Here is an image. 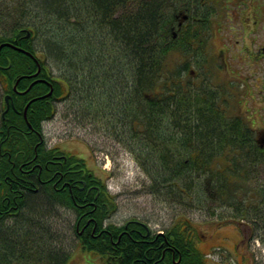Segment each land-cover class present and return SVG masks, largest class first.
<instances>
[{
  "label": "trees",
  "instance_id": "trees-1",
  "mask_svg": "<svg viewBox=\"0 0 264 264\" xmlns=\"http://www.w3.org/2000/svg\"><path fill=\"white\" fill-rule=\"evenodd\" d=\"M3 1L0 44L14 43L34 57L0 48V264H66L62 234L42 219L58 206L75 212L77 241L103 264H209L187 220L162 232L134 219L104 224L114 195L82 158L46 147L42 123L54 115V101L91 95L99 77L102 105L93 114L109 109L134 134L158 163L157 181H174L179 196L192 202L233 206L250 221L251 235L264 230V178L258 175L264 136L227 114L224 92L202 80L194 84L200 76H192L187 62L196 54L207 57L211 23L204 0ZM179 5L191 13L180 24ZM171 54L184 60L172 67ZM35 60L37 77L53 88L47 97L36 98L50 89L43 81L18 92L34 79L27 75L37 70ZM51 62L59 76L52 75Z\"/></svg>",
  "mask_w": 264,
  "mask_h": 264
},
{
  "label": "rangeland",
  "instance_id": "rangeland-1",
  "mask_svg": "<svg viewBox=\"0 0 264 264\" xmlns=\"http://www.w3.org/2000/svg\"><path fill=\"white\" fill-rule=\"evenodd\" d=\"M204 1L203 12L208 11L212 24L208 30L207 57L196 54L187 61L189 69L195 71L192 76H200L194 78V84L202 80L221 94L224 92L223 96L228 98L227 114L241 116L254 129L255 136L262 138L264 53H259L264 45V0ZM4 9L11 12L9 6ZM183 10L185 7L179 5L177 12ZM253 21H257V26ZM226 44L231 51H225ZM183 60L178 54L168 56L172 67ZM51 63L52 75L59 76L60 70ZM97 79L91 95H64L54 101V115L43 121L42 135L47 148L57 146L81 157L87 168L105 182L114 195L115 208L104 224L121 225L126 220L138 219L150 230L160 232L174 222L187 220L194 226L193 243L205 253L209 264H264V230L249 233V243L244 246L243 236L248 229L240 227V221L249 224L247 217L239 215L233 206L209 199L201 204L192 202L184 193L179 196L174 181L171 186L157 181L156 159L142 150L144 145L126 131L123 123L109 116V109L105 115L93 114L102 105H97L102 102L103 90L100 77ZM1 97L0 92V100ZM146 167L155 171L148 173ZM258 175L264 178L263 164L258 166ZM75 215L72 209L58 206L50 218L42 219L62 234V244L69 251L66 264H103L102 256L78 243Z\"/></svg>",
  "mask_w": 264,
  "mask_h": 264
},
{
  "label": "water",
  "instance_id": "water-1",
  "mask_svg": "<svg viewBox=\"0 0 264 264\" xmlns=\"http://www.w3.org/2000/svg\"><path fill=\"white\" fill-rule=\"evenodd\" d=\"M4 45L11 46V47H13V48H15V49H17V50H19V51H23V52H25V53H27V54L30 55V53H29L28 51L24 50L23 48H21V47H19V46H16V45L13 44V43H10V42H3V43L0 44V48H1L2 46H4ZM38 70H39V69H38ZM34 75H36V73H35ZM37 81H43V79H36V80H34L32 83L37 82ZM32 83H31V84H32ZM51 90H52V89H50V91H49L46 95H44V96L49 95V94L51 93ZM5 100H6V102H7V96H5ZM7 103H8V102H7ZM25 110H26V108H25ZM24 112H25V111H24ZM24 115H25V114H24Z\"/></svg>",
  "mask_w": 264,
  "mask_h": 264
},
{
  "label": "flooded vegetation",
  "instance_id": "flooded-vegetation-1",
  "mask_svg": "<svg viewBox=\"0 0 264 264\" xmlns=\"http://www.w3.org/2000/svg\"><path fill=\"white\" fill-rule=\"evenodd\" d=\"M256 13V12H255ZM253 23L257 26V21H253ZM243 27L245 28V26L243 25ZM259 56V55H258ZM254 57H255V54H254ZM259 57H261V56H259ZM252 58H253V54H252ZM89 222H90V218H89V220L87 219V221H86V223H85V225H88L89 224ZM240 227H242L243 229H244V226L243 225H240ZM249 232H247V234H244V238H243V245L244 246H246V245H248V243H249V238H250V236H249V234H248Z\"/></svg>",
  "mask_w": 264,
  "mask_h": 264
}]
</instances>
